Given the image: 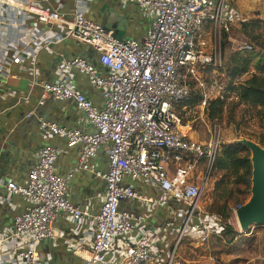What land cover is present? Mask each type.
Here are the masks:
<instances>
[{"label": "built area", "instance_id": "1", "mask_svg": "<svg viewBox=\"0 0 264 264\" xmlns=\"http://www.w3.org/2000/svg\"><path fill=\"white\" fill-rule=\"evenodd\" d=\"M82 1H78L71 14L65 15L43 9L30 0H0L1 4L20 9L44 25L61 28L62 36L57 41L75 40L90 45L109 70L106 76H101L86 60L75 59L60 66L62 82L43 84L46 96L57 101H75L94 130L87 133L48 125L53 134L65 137L70 147L84 146L80 167L87 169V163L101 148L109 160L108 171L96 174L105 181L106 192L99 213L92 218L93 240H80L76 252L85 255L84 264L160 263L158 251L146 242L118 245L130 235L137 220L134 214L120 212V203L141 199L132 186L124 183L126 178L145 181L160 190L163 205L185 206L187 212L179 211L185 222L178 243L185 237L201 244L212 237H221L225 226L231 224L200 208L223 146L221 135L215 131L206 142L190 138L182 130L176 107L191 98L189 82L197 79L199 63L221 65L222 48L215 47L213 55L205 59L206 31L210 28L215 34H230L237 22H243L239 14L233 15L226 0H126L138 4L150 18L147 35L138 42L117 39L112 31L88 20ZM237 50L251 53L254 47L241 40ZM74 68L88 75L93 86L101 91L103 108L94 106L72 87L69 73ZM202 94V105L206 106L211 93ZM218 98L224 100L225 95L215 99ZM58 154L54 148H45L30 169L25 185L5 184L10 194H18L31 204L15 218L12 233L6 238L13 247L27 241L18 253L21 264H43L36 247L56 238L52 224L59 215L68 214L75 221L90 218L89 211L67 199L72 174L65 178L57 174ZM240 207L234 208L235 215ZM117 246L119 261L110 263L107 256ZM172 263L173 256L169 261Z\"/></svg>", "mask_w": 264, "mask_h": 264}, {"label": "crops", "instance_id": "2", "mask_svg": "<svg viewBox=\"0 0 264 264\" xmlns=\"http://www.w3.org/2000/svg\"><path fill=\"white\" fill-rule=\"evenodd\" d=\"M30 1L43 9L69 15L81 0ZM82 2L85 16L98 24L102 20H109L108 28L117 39H133L141 42L149 31L150 18L135 3L126 0H83ZM255 3V0H226L229 10L237 17L239 14L240 18L243 14L250 13ZM46 26L47 28L20 9L0 3V65L3 66L0 70V99L16 100L0 111V118L14 112L11 116L13 127L6 134L0 131V262L2 264H21L18 253L24 249L27 241H23L20 247H13L6 238L12 233L15 218L24 214L31 205L26 198L18 194H10L5 184L13 182L25 185L30 169L37 164L44 148L51 147L59 152L56 160L57 174L64 178L72 174L68 182L67 199L73 205L89 211L90 218L75 221L68 214L59 215L52 224L57 233L56 238L44 241L36 247L43 264H84L85 255L76 252L75 249L80 240L84 239L87 242L93 240L95 225L92 218L99 213L106 192L105 181L96 176L98 173L105 174L108 171L109 160L106 151L101 148L96 156L89 160L87 169H82L79 159L84 146L70 147L68 140L53 134L48 125L87 133H94V130L86 123L84 114L80 115L83 112L76 104V106L72 103L66 105L71 100H54L46 96L42 87L43 84L62 82L60 66L75 59H84L91 66H96L93 61L97 60L99 64L95 68L102 76H106L109 70L100 63L99 53L93 47L75 40L57 41L62 36V29ZM82 45L87 47L83 48ZM69 78L75 90H77L76 82L82 86L92 84L88 75L75 68L70 70ZM91 88L97 95L90 98L97 108H103L104 99L101 91L94 86ZM77 91L85 93L81 90ZM18 94H21V97H18ZM49 98L52 101L48 104ZM19 110L23 114L21 113L22 115L17 119L15 114ZM71 110L72 114H79L75 120L69 118ZM45 130L48 132L39 144L34 131L39 133ZM54 141L55 144L52 145ZM47 142H51V145ZM85 182L93 184L91 187H86V190L83 187ZM124 183L132 186L141 199L123 200L120 203V212L134 214L137 220L130 235L118 242V245L126 242H146L156 252L158 251L160 260L158 264H169L174 254L171 253L172 241L168 242L166 238L178 236L180 230L174 235V231H170L173 223L169 221L164 227L154 226L153 231L141 227L154 218L158 207L163 205L162 193L145 181L126 178ZM133 202L137 204V209L132 207ZM171 204L178 203L165 205L171 206ZM178 205L185 208L184 205ZM141 207H146V216L138 210ZM180 210L171 207L174 216L176 211V214L180 215ZM69 223L72 227L68 225ZM118 249L119 246L108 254V262L119 261Z\"/></svg>", "mask_w": 264, "mask_h": 264}, {"label": "rangeland", "instance_id": "3", "mask_svg": "<svg viewBox=\"0 0 264 264\" xmlns=\"http://www.w3.org/2000/svg\"><path fill=\"white\" fill-rule=\"evenodd\" d=\"M255 1L256 3L254 4L253 9L249 11L250 13L247 12L241 17L242 21L251 22L255 19L264 20V0ZM86 18L92 21L88 16H86ZM108 22L109 20L106 21L105 19V21L102 20L100 24L96 22L94 23L104 27L108 25ZM44 26L47 28L46 25ZM240 30V24L237 22L236 25L233 26L230 34H228V43L224 50L222 48L224 42L226 41L224 34H220L219 32H216L215 34V32L209 28L204 35V39L206 40V46L204 47V54L206 55L205 59L208 60L213 55V49L215 47L217 49L222 48L221 65H210V63L206 61L199 63L197 68V79L194 78L189 82V86L192 89V94L194 92H205L207 94L211 93L209 100L220 97L222 94L225 96L228 95L229 98L222 118L213 121L208 118L206 106H203L202 102L195 106H182L180 103L176 107L177 112L182 120V130L186 132L190 138L196 141H208L215 131L220 133L223 144H234L245 139L257 143L258 139L264 136V128L262 127L260 120L258 121L257 117H255V111L250 108L247 109L244 106L235 107L234 111H231V107H229V103L232 100L233 102H238V99L235 96L236 93H231L229 91L230 79L227 74V64L232 54L241 53L237 50L238 42L245 39L241 35ZM82 47L85 48L87 46L82 45ZM251 55H253L255 61L250 67V72L254 73L257 70L256 62L259 60V56L261 55L260 49L256 47L255 53ZM93 62H95L94 64L98 66L99 62L97 60H94ZM92 66L96 70V66ZM51 79H54V77H51ZM242 80L243 78H239L235 81L236 83L234 82V84L238 85V83H241ZM76 84L77 90L84 91L85 93L82 94L94 104L93 100L90 98V96L97 95V93L91 88L93 85H87L86 83L85 85L87 86H82L77 82ZM42 90L45 92L43 87ZM19 96L21 97V94H18V97ZM12 101L16 100L11 98L8 100L0 99V111H2L9 104H13ZM50 101H52L51 98H49L47 101L48 104ZM68 102L69 103H66V105H71L70 103L73 105L76 104L73 100ZM72 110L70 111L71 115H69V118L75 120L79 114H72ZM13 113H9L4 116L5 119L3 117L0 118L1 132L6 134V132L13 127L14 122L11 118ZM21 113V110L16 112L15 116L17 119L18 116L23 114ZM80 115L83 116V113ZM38 127L39 126L36 128L38 129ZM47 132V130L40 131L39 133L34 131L35 138L37 141H39V144ZM47 143H50L51 145V142ZM54 144L55 141L52 143V145ZM260 146L264 148V146ZM223 175L224 172H214L212 174L209 186L201 198L200 208L202 211L206 213L218 214L216 206L222 205L224 200L219 197L220 194H223L220 193L222 189L218 192L216 187L218 182L221 181ZM92 184L90 182H85L83 187L87 190L86 187H91ZM230 188H233V186L231 185ZM226 190H228V187H225V191ZM236 198L237 197H235L234 193V197L230 198L228 203L230 217L227 221L235 228L237 232V235L233 241H229L230 238L227 237H212L207 243L201 244L197 240L191 239L190 237H185L178 243V236L175 234L181 230L180 228L184 223V216L177 215V211L174 216L171 212V207H174L176 210L183 209L184 212H187L186 208L181 207L178 204H171V206L162 205L158 207L156 216L147 222L145 226L144 224L141 225V227H146L148 230L153 231L152 229L154 226L164 227L167 221L173 223L170 231H174L175 236H167L166 238L168 242L172 241L171 253L174 254V262L172 264H264V224L253 225L249 230L243 231L234 213V208H236L238 204V202H236ZM250 198L251 192L250 196L247 198V202L250 200ZM132 207L137 209V204L133 202ZM138 210L143 212V215L146 216V207H141ZM68 225L72 227L71 223Z\"/></svg>", "mask_w": 264, "mask_h": 264}, {"label": "trees", "instance_id": "4", "mask_svg": "<svg viewBox=\"0 0 264 264\" xmlns=\"http://www.w3.org/2000/svg\"><path fill=\"white\" fill-rule=\"evenodd\" d=\"M240 33L243 38L254 47L251 53H235L229 58L227 64V74L230 79L229 91L236 93L235 96L238 102L229 103L231 111L235 107L244 106L247 109L255 111V117L264 128V20L255 19L253 21H243L240 23ZM225 42L223 50L227 47L228 35L224 34ZM258 47L261 51L259 60L256 62V72H250V67L255 61L253 53ZM243 78L241 83L235 85L234 82ZM236 83V82H235ZM202 92H194L191 98L183 103L182 106H195L203 101ZM229 96L226 95L224 100L212 99L206 104V112L208 118L213 121L221 119L224 110L227 106ZM257 144L264 146V136L260 137ZM252 155L250 150L240 143L223 144L221 152L218 155L215 163V172H224L220 182L217 184V191L221 189L219 197L224 200L222 205H217V215L221 216L225 221L230 217L229 214V199L234 197L238 202L236 207L243 206L250 196L252 188ZM231 185L233 188H230ZM225 187L228 190L225 191ZM215 214V213H211ZM228 222V221H227ZM237 235L235 228L227 224L221 234V237L230 238L233 241Z\"/></svg>", "mask_w": 264, "mask_h": 264}, {"label": "water", "instance_id": "5", "mask_svg": "<svg viewBox=\"0 0 264 264\" xmlns=\"http://www.w3.org/2000/svg\"><path fill=\"white\" fill-rule=\"evenodd\" d=\"M108 31V25L104 26ZM238 143L246 146L252 155V188L250 200L236 211L238 223L243 231L253 225L264 224V148L250 140Z\"/></svg>", "mask_w": 264, "mask_h": 264}]
</instances>
